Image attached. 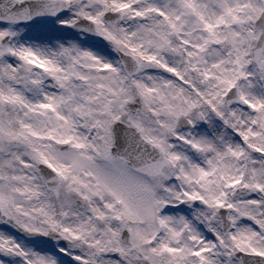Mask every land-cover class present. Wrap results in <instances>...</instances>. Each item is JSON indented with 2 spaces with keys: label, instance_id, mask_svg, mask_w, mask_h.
Listing matches in <instances>:
<instances>
[{
  "label": "snow or ice",
  "instance_id": "6c2138e0",
  "mask_svg": "<svg viewBox=\"0 0 264 264\" xmlns=\"http://www.w3.org/2000/svg\"><path fill=\"white\" fill-rule=\"evenodd\" d=\"M0 264H264V0H0Z\"/></svg>",
  "mask_w": 264,
  "mask_h": 264
}]
</instances>
